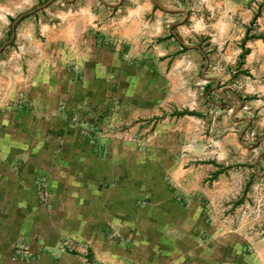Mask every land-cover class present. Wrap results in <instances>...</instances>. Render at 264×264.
I'll return each mask as SVG.
<instances>
[{
    "label": "crops",
    "instance_id": "crops-1",
    "mask_svg": "<svg viewBox=\"0 0 264 264\" xmlns=\"http://www.w3.org/2000/svg\"><path fill=\"white\" fill-rule=\"evenodd\" d=\"M64 1L46 2L49 16L59 21L31 16L11 35L30 44L38 53L33 65L47 74L36 78L24 103L0 109V264H264L262 242L241 236L237 209L225 205L236 192L229 185L247 171L234 164L256 163L245 149L260 144L241 141L250 129L243 95L264 101V40L240 43L252 0H176V32L190 38L191 51L200 56L191 66L204 63L201 100L209 107L196 111L217 110L222 118L211 125L217 136L207 139L211 149L200 159L198 153L178 155L179 125L171 110L187 95H157L149 80L151 62L158 71L166 64L158 62L165 41L150 44L162 32L160 17L149 16L151 2L125 0L123 28L116 27L125 48L141 60L132 69L116 65L102 33L91 29L97 18L92 1ZM8 2L24 10L38 0H0ZM250 33L264 36V4ZM70 112L99 116L98 124L112 130L144 133L150 147L145 154L106 148L100 159L81 153L68 134L76 125L62 121ZM206 176L213 177L210 184L196 187ZM248 243L254 250L249 256Z\"/></svg>",
    "mask_w": 264,
    "mask_h": 264
},
{
    "label": "rangeland",
    "instance_id": "rangeland-1",
    "mask_svg": "<svg viewBox=\"0 0 264 264\" xmlns=\"http://www.w3.org/2000/svg\"><path fill=\"white\" fill-rule=\"evenodd\" d=\"M24 1V0H22ZM57 1V0H56ZM60 4L65 5L64 0H59ZM90 12L97 16L95 19V26L91 27L92 30H95L97 33H102L101 38L105 39L104 43L107 44L113 50V55L116 57V65L126 67V63L132 69H138V66L141 63V60L135 55L134 52L130 53L129 49H126V45L122 37L116 35L118 30L116 27H119L118 24L124 23L125 17V0H120V4L117 3V0H91ZM119 1V0H118ZM141 2V0H135ZM152 4V11L160 17L162 23V37H151L152 44L154 40L162 39L161 42L165 41L163 52L159 55V61H166L164 69H157V64L153 62L154 57L150 60V65L153 66L149 69H146L149 73V80L151 86L157 95H187L186 100H182V106L178 108L173 107L171 112L175 114L187 111V114L181 116H176V121H178V139H179V148L178 155L185 157L183 159H189L195 157V154L198 153L197 158L200 159L205 155L207 150H210L211 147L207 139H215L217 134L216 131L211 130V125L214 124V127L218 123H221L222 118L217 114V110L212 113V115H201L197 110H202L209 107L205 101L201 100L202 95H206V87L203 83L204 77H201L200 74L204 76L203 64H198L195 67H192V63L195 64V61L200 63V56L193 54L189 47V41L185 38H182L176 31L175 25L173 23L179 21L176 15L175 8L178 7L173 0H149ZM46 2H51V0H38V3L35 6L28 8V5L23 6V8H28L21 10L19 7L20 3H4L0 4V109L9 107L13 104L14 107L19 106L24 103V96L30 94V87L33 84L35 87L37 79H45L46 77V67L44 69H37L33 65L36 60L37 52H34L31 49L27 42L25 41H16L11 38L12 33L18 32L21 28V25L27 23L29 17L33 16L42 18L41 20H47V18H52V22L57 20L49 16L48 8ZM22 3V2H21ZM252 7L254 9L252 16L249 21H247L244 34L241 38L240 43L251 40V39H261L264 40V36L261 34L250 33L256 25V19L259 14V9L264 4V0H252ZM81 6V5H80ZM75 8V7H74ZM31 11V12H28ZM25 12H28L26 14ZM51 13V12H50ZM27 16L25 19H18L19 16ZM19 16V17H18ZM47 16V17H46ZM117 19L121 20L117 22ZM31 22H33L31 20ZM37 28V20L34 21ZM114 22V24H111ZM51 23V22H50ZM102 23V24H101ZM47 24V23H45ZM101 24V25H100ZM184 26L190 24V21L182 22ZM117 25V26H116ZM101 29H98L100 28ZM121 28V27H119ZM245 36L248 38L244 40ZM251 37V38H249ZM253 37V38H252ZM36 38H44L43 36H38ZM179 39L182 44H178L176 39ZM117 49L114 51V49ZM30 48V49H29ZM242 53V52H241ZM153 59V60H152ZM174 67V68H173ZM117 68V67H115ZM126 69H123L125 73ZM45 77V78H44ZM37 78V79H36ZM34 79V81H33ZM46 80V79H45ZM44 80V81H45ZM43 81V82H44ZM119 82V81H118ZM120 83H118V86ZM190 95H193L190 103ZM198 95V96H197ZM201 95V96H200ZM245 100V112L246 117L249 120V123H246V127H250L249 130H246L245 133H242V142L247 143V145H253L256 140L258 141L259 147L255 150L245 149V155L251 153L253 157H256V163L253 162V159H248L246 162H239L233 166L236 170L239 166L240 172L244 170L245 175L239 176L238 181L229 185L230 189L236 191L234 196L228 198L225 202V205L228 207L227 211L233 212L237 209L238 220L240 222L239 232L241 236L249 238H254L257 241L262 242L264 246V101L261 98L256 97V95H243ZM198 113V115L192 113ZM189 113V114H188ZM259 113V114H257ZM230 117V116H229ZM62 121L64 124H74L75 131L71 130L68 134H72L75 138L76 149H79V152L95 155V158L100 159L104 155L105 149L116 148L118 150L124 149V152L130 153L131 151H139L146 153V150L150 147L146 145L148 140L144 136V133H134L126 132L121 129V126L114 128L103 127L98 124V117H85L84 115L78 116L74 112L65 114L62 116ZM230 120V118H229ZM105 141H108L110 147H107ZM230 151L236 150V148H230ZM249 150H253L249 152ZM232 152V153H233ZM255 152V153H254ZM260 154V155H259ZM236 155V154H235ZM234 156V153L231 154ZM188 157V158H187ZM238 161H241L239 158H234ZM202 160H205L204 158ZM190 160H187V162ZM232 167V166H231ZM230 166H227L230 172ZM245 167V168H244ZM229 172V173H230ZM231 175V174H230ZM235 177V176H234ZM233 177V178H234ZM243 177H245L243 179ZM212 176L204 177L202 180L197 181L198 184L196 187L199 189L204 188L210 184ZM163 182H168L163 180ZM142 184V182H140ZM244 183V184H243ZM193 184V180L187 181V187ZM168 186V185H167ZM139 187V184H138ZM140 193H143L144 185L139 187ZM235 213V211H234ZM234 213H229L233 218ZM196 228L191 229L189 232H195ZM202 230V229H201ZM254 240V242H255ZM247 244L245 250L246 255L253 253V249ZM260 253V250H259Z\"/></svg>",
    "mask_w": 264,
    "mask_h": 264
},
{
    "label": "trees",
    "instance_id": "trees-1",
    "mask_svg": "<svg viewBox=\"0 0 264 264\" xmlns=\"http://www.w3.org/2000/svg\"><path fill=\"white\" fill-rule=\"evenodd\" d=\"M20 20H22V18L20 19ZM249 38H251V37H249ZM253 38V37H252ZM246 39H248L246 36H245V38H244V40H246ZM246 50L245 51H242V53H241V57L244 55V54H246ZM183 114H187V111H182V112H179V113H177L176 114V116H181V115H183ZM189 114V113H188Z\"/></svg>",
    "mask_w": 264,
    "mask_h": 264
},
{
    "label": "built area",
    "instance_id": "built-area-1",
    "mask_svg": "<svg viewBox=\"0 0 264 264\" xmlns=\"http://www.w3.org/2000/svg\"><path fill=\"white\" fill-rule=\"evenodd\" d=\"M40 199H41L42 201H45V200H46V196L44 195V193H41V195H40ZM15 259H18V260H19V258H17V257H13V260H15Z\"/></svg>",
    "mask_w": 264,
    "mask_h": 264
}]
</instances>
